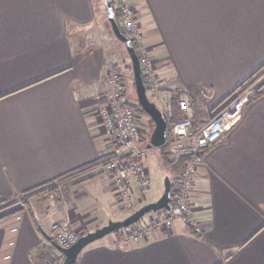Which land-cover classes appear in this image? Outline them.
Masks as SVG:
<instances>
[{
    "label": "crops",
    "instance_id": "1",
    "mask_svg": "<svg viewBox=\"0 0 264 264\" xmlns=\"http://www.w3.org/2000/svg\"><path fill=\"white\" fill-rule=\"evenodd\" d=\"M126 1L159 74V90L149 92L163 113L177 91L208 119L264 65V0ZM106 12L105 0H0V201L111 151L96 111L113 64L97 42H113ZM253 82L256 95L194 174L200 231L178 217L166 228L146 224L139 240L112 232L76 264H264V74ZM113 177L104 171L72 187L64 180L55 204L0 217V264H40L56 222L84 225L82 235L125 218ZM147 190L134 187L136 204Z\"/></svg>",
    "mask_w": 264,
    "mask_h": 264
},
{
    "label": "built area",
    "instance_id": "2",
    "mask_svg": "<svg viewBox=\"0 0 264 264\" xmlns=\"http://www.w3.org/2000/svg\"><path fill=\"white\" fill-rule=\"evenodd\" d=\"M116 7L122 14L121 30L139 45L147 92L159 90V74L154 59L142 47L143 31L134 9L126 0H116ZM111 73L109 89L104 93L105 103L97 110L100 125L111 147V159L96 167L114 174L116 192L124 202H128L135 186L143 191L150 182L149 171L143 161L147 151L144 146L145 130L139 122L141 115L130 104L127 88L120 81V75ZM255 85L252 82L239 89L224 108L208 119L195 115L188 99L180 100L179 106L188 116L168 124L164 146L171 160H184L183 168L174 175L171 210H165L162 219L151 214L149 219L152 225L166 228L175 218L182 217L188 225L200 231L192 200L194 174L203 161L206 149L221 139L229 126L239 120L245 105L256 95ZM52 229L53 240L61 247H70L80 237L63 223L56 222ZM130 231V238L135 240L146 237L148 233L144 226L137 228L136 223L130 226Z\"/></svg>",
    "mask_w": 264,
    "mask_h": 264
},
{
    "label": "rangeland",
    "instance_id": "3",
    "mask_svg": "<svg viewBox=\"0 0 264 264\" xmlns=\"http://www.w3.org/2000/svg\"><path fill=\"white\" fill-rule=\"evenodd\" d=\"M107 26L109 27L108 23H107ZM108 40H110V39H108ZM108 40H106L105 43L103 41H100V40L97 41L99 44L105 45L107 48V51H105V57L107 56L110 60L109 59L105 60L106 66H108V64H110V63H113L111 65L112 67L110 66L111 68L109 67V69H107V72H106L107 88L105 89L104 93H106V91L109 89V86H108V79H110L109 78V72L112 71L111 74H117L118 73L120 75V81H122L123 84L125 85V87L127 88V95L129 97V100L130 101H134V100L136 101L137 100L136 99L137 98L136 97V90L134 87L133 72L131 69V62H130L129 55L126 52L125 47L122 44V42L119 41L117 38H115L113 34H112V41L113 42L110 43ZM108 43H110V44H108ZM148 94H149V97L154 99V97H152V95L154 96V94H152L151 92H148ZM104 103H105V99L99 108H101V106ZM157 103L160 106L162 105L159 102H157ZM139 122H140V125L142 126V128L144 130H146L148 128L150 129L152 127L154 128V126H152L150 118L145 116V115H141ZM144 137L146 140V137H147L146 133H145ZM165 154H166V150H165ZM144 158H145L144 164L147 165L149 168L148 171H149L150 182L148 184V187L145 188V190L146 189H148V190L145 193V195L143 196V198L137 204H136L137 199H133L134 195L132 196V198L130 200H128V202H124L122 200V198L120 197V195L117 194V197L119 199L118 208L121 212L120 216H128L130 213H132L134 210H136L135 207L138 206L139 204L155 201L163 193L164 179H165L166 174L168 173V169L166 172V170H165L166 168H164L162 160L160 159L159 151L154 149V148H152V149L150 148L147 151L146 156ZM101 172H104V171L101 168H98L95 166V167L86 169L82 172H79L77 174H74L72 176H69L67 179H65V180H67L65 182H68L69 183L68 186L72 187V186H75L76 184L83 182L84 180L88 179V177H91V175H96L97 173H101ZM63 181H60V182L58 181V182H55L53 184L41 187L40 189L35 190L33 193L25 195V197H23V198L17 197V198L8 199L6 202L1 204L0 215L7 213L11 210H14L16 208H20V207H24V206H31V205H33L35 207H38L40 205V206H42L43 209H46L48 204H51V203L55 204V201L58 198H60V196L63 197V193H65V190H67V188L65 189V187H64L65 183ZM114 189H115V187H114ZM140 202H143V203H140ZM148 215H150V214H148ZM148 215H146L145 218L143 217L142 221H140L139 223H136L137 228H142L143 226H146V224L152 223V220L149 219ZM164 215H165V212L163 211V212H161L160 215H158V217H160V219H162ZM59 223L66 224L67 226L69 225L70 228L69 227L68 228L71 231L76 232L78 235L81 236V230L84 228V225L71 224V223H69V221H59ZM79 226H80V228H79ZM129 233L130 232H128V234Z\"/></svg>",
    "mask_w": 264,
    "mask_h": 264
},
{
    "label": "water",
    "instance_id": "4",
    "mask_svg": "<svg viewBox=\"0 0 264 264\" xmlns=\"http://www.w3.org/2000/svg\"><path fill=\"white\" fill-rule=\"evenodd\" d=\"M107 5V21L110 23L112 31L117 39L125 46L126 51L132 62L134 75V83L136 96L141 108L149 115L154 123V128L150 134V139L147 144L148 148L161 147L167 139L168 122L163 111L149 97L147 86L143 79L140 57L135 49L132 40L123 33L118 22L115 20L113 6L110 0H105ZM171 190L172 180L167 174L164 179V190L162 195L155 201L144 203L135 211L130 213L123 219L112 220L95 230L88 231L82 234L78 240L70 247H61L56 244V247L64 254L62 264H75L80 252L90 243L105 237L106 235L122 228L129 227L137 223L144 216L151 213H158L161 210H171Z\"/></svg>",
    "mask_w": 264,
    "mask_h": 264
},
{
    "label": "trees",
    "instance_id": "5",
    "mask_svg": "<svg viewBox=\"0 0 264 264\" xmlns=\"http://www.w3.org/2000/svg\"><path fill=\"white\" fill-rule=\"evenodd\" d=\"M112 6H113V10H114V16H115V20L118 22L119 26L121 25V21H122V14L121 12L117 9L116 7V0H110ZM106 4V3H105ZM106 10H107V5H106ZM114 35V33H113ZM114 37L116 38V36L114 35ZM119 40V39H118ZM120 41V40H119ZM123 44V43H122ZM124 45V44H123ZM133 45L135 47V49L137 50V52L139 53V57H141L140 54V49H139V45L133 41ZM125 47V46H124ZM126 49V48H125ZM127 52V51H126ZM130 58V57H129ZM131 62V59H130ZM131 69H132V62H131ZM133 72V69H132ZM264 74V65L253 75L251 76L248 81H246L242 87L248 85L249 83H252L253 81H255L257 78H259L261 75ZM143 79L145 81V76L143 75ZM133 81H134V75H133ZM146 82V81H145ZM134 87H135V83H134ZM202 91H200L201 93ZM196 93V92H195ZM181 95L179 94V92L175 91V93H173L171 95V99H170V108L168 109V111L164 112V115L167 119L168 124H171L173 122L176 121H180L182 119H185L188 115L185 111H183L180 106H179V102H180V97ZM137 97V96H136ZM191 100L193 102L196 101V99L199 98V96H197V94H193L191 96ZM137 99V98H136ZM131 106L135 109V111L139 114V115H145L147 117H149V115L141 108V106L138 103V100H134V101H130ZM195 112V111H194ZM150 118V117H149ZM150 121L152 123V126H154V123L152 121V119L150 118ZM149 136V135H148ZM148 136L146 137V139L148 140ZM161 160L162 163L164 165L165 168L168 169V175L171 177L172 180V190H171V197L173 195V184H174V175L179 172L182 168H183V161L184 160H180V161H174L171 160L169 156H167V154H165V146H161ZM111 159V153H104L101 154L100 157L93 163H89L87 165H84L82 167H79L77 169H75L74 171H71L70 173L64 174L62 176H60L59 178L56 179V181L60 182L63 181L65 179H67L69 176H72L74 174H77L79 172H82L86 169L98 166L100 164H105L107 163L109 160ZM30 192V191H28ZM28 192H24L21 193L19 195L16 196V198H23L25 197V195ZM8 199H2L0 201V204H3L4 202H6ZM19 208H16L14 210H11L7 213H5L4 215H1L0 217H3L5 215H8L10 213H13L15 211H17ZM165 212V210H161L158 213H152L155 215H160L161 212ZM145 217V216H144ZM143 218H141L137 223H139L140 221H142ZM191 229H194L193 226L188 225ZM130 229L129 227L126 228H122V229H118L116 231H114L115 233L119 234L120 236L125 235V233H128ZM37 258H38V262L40 264H62L63 259H64V254L56 247V243L54 242L53 238L42 243L41 247L38 250L37 253ZM78 258V257H77ZM77 261V260H76ZM75 261V264H76Z\"/></svg>",
    "mask_w": 264,
    "mask_h": 264
}]
</instances>
